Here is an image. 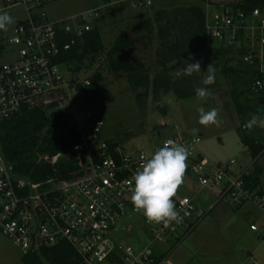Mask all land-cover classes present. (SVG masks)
Listing matches in <instances>:
<instances>
[{"label":"built area","instance_id":"obj_1","mask_svg":"<svg viewBox=\"0 0 264 264\" xmlns=\"http://www.w3.org/2000/svg\"><path fill=\"white\" fill-rule=\"evenodd\" d=\"M237 1L106 0L103 7L49 22L43 12L45 0H0V7L22 6L27 15L8 39L15 49L12 60L0 63V121L11 119L34 99L63 96L78 135L72 153L80 159L84 171L75 178L38 190L12 172L0 151V233L23 256L65 243L75 253L76 264H171L159 245L179 230L183 237L187 236L213 205L225 198L236 206L251 201L264 214L261 190L246 188L243 182L250 168L235 176V160L211 162L199 150L200 136L166 138L135 151H126L122 144L104 139L102 118L92 109H83L87 106L83 99L89 79L73 76L70 67L59 62L62 54L93 29L101 11L115 3L127 2L137 11H147L155 2L187 3L202 7L209 44L229 46L248 33H258V49L245 52L243 62L255 75L253 89L263 92L264 11L255 7L246 14L233 8ZM65 73L71 74L70 79ZM169 139L186 146L190 155L184 183L174 197L182 222L165 228L148 222L134 210L130 201V188L134 185L129 181L140 164ZM186 186L192 188L191 194L182 196L180 191ZM201 199L205 209L200 205ZM250 230L258 232L259 228L251 225ZM119 231H135L140 239L135 246L122 243L115 236Z\"/></svg>","mask_w":264,"mask_h":264},{"label":"rangeland","instance_id":"obj_2","mask_svg":"<svg viewBox=\"0 0 264 264\" xmlns=\"http://www.w3.org/2000/svg\"><path fill=\"white\" fill-rule=\"evenodd\" d=\"M105 5L106 0H45L43 12L50 22ZM187 6V3L155 2L154 6L141 13L132 9L129 3L121 2L103 9L102 20L97 24L102 52L85 59L78 74L73 76L86 79L96 73L101 74L107 97L100 108L89 109L94 110L104 121L102 137L107 141L122 144L126 151H135L166 138L200 136L199 150L211 162L222 164L235 160V176L248 168L249 171H260L257 188L264 195V150L253 159L247 147L248 141L264 145V129L256 127L248 130L244 126L253 113L264 116V98L260 99L264 96V91L257 92L253 89V71L243 62L245 52L258 49L255 41L258 33L253 36L248 33L229 46L210 44L204 53L183 57L168 64L167 73L164 74L156 56L161 40L155 30L154 13ZM3 11L8 12L15 22L7 31L0 30L1 64L12 60L15 49L8 44V39L12 37L15 26L27 16L22 6L0 7V12ZM220 12L221 9L217 11L218 14ZM148 19L153 27L151 34H148L143 25ZM119 34L135 39L134 48L129 50V58L148 68L151 79L158 78L169 82L186 79L195 92L197 87L203 86L201 79L207 75V66L211 63L216 70V82L207 87L213 96L205 101L198 100L196 95L178 100L172 93L160 92L155 97L149 91L146 97L138 100L136 94L142 91L135 93L126 78L111 72L106 64L105 55ZM247 39L250 41L247 42ZM196 61L201 63L200 73L181 77L176 75L184 62ZM70 73L73 71L70 70ZM65 75L70 79L71 74ZM199 107H204L206 111L217 108L219 125H200L197 111ZM85 108L88 106H83ZM80 113L82 116L83 112ZM191 191L192 188L186 186L180 194L188 196ZM201 203L202 199L200 205L205 209V205ZM242 211H247L248 215L243 217ZM252 224L259 228V233L251 232ZM263 227L264 214L254 203L246 201L236 206L225 198L214 204L187 236L183 237V231L179 230L177 234L168 236L159 247L168 256L171 264H264V243L261 244L264 242ZM115 236L122 243L133 246L140 239L135 231L131 234L119 231ZM22 257L20 249L0 233V264H24Z\"/></svg>","mask_w":264,"mask_h":264},{"label":"trees","instance_id":"obj_3","mask_svg":"<svg viewBox=\"0 0 264 264\" xmlns=\"http://www.w3.org/2000/svg\"><path fill=\"white\" fill-rule=\"evenodd\" d=\"M255 7L264 11V0H238L233 4V8L246 14ZM101 20L102 16L93 29L84 34L82 41L59 58V62L70 67L73 74H78L85 59L102 52L97 25ZM153 22L161 40V47L156 56L164 74L167 73L168 64L183 57L204 53L210 45L206 40L205 14L199 5L178 7L171 11L159 10L154 13ZM143 25L148 34H151V21L145 20ZM134 46L135 39L119 34L107 51L105 60L108 69L126 78L135 93L142 91L136 94L138 100L146 97L149 91L155 97L160 92L172 93L178 100L195 96L191 84L186 79L176 82L151 79L148 68L129 58V50ZM88 79L90 86L88 91H85L83 100L88 108H100L107 97L102 76L96 73ZM262 98L264 96L260 99ZM72 120V114L64 107V97L49 95L24 104L17 115L0 121V151L11 166L12 172L38 190L81 175L84 171L80 159L72 153V145L78 139ZM247 147L253 159L264 150V145L254 141H248ZM259 174L260 171L254 169L244 175L245 187H257ZM21 260L24 264H76L75 253L65 243L43 249L39 254L23 256Z\"/></svg>","mask_w":264,"mask_h":264},{"label":"clouds","instance_id":"obj_4","mask_svg":"<svg viewBox=\"0 0 264 264\" xmlns=\"http://www.w3.org/2000/svg\"><path fill=\"white\" fill-rule=\"evenodd\" d=\"M14 22V18L8 12H0V30L7 31ZM200 71V61L184 62V65L176 71V75L178 77L192 76ZM215 82L216 70L210 63L207 66V75L201 79L203 86L195 89L197 99L205 101L212 97L213 93L207 86ZM197 111L200 125L205 127L219 125L217 108L206 111L204 107H199ZM244 126L248 130L256 127L264 129V116L253 113ZM189 155L190 152L186 146L169 139L163 147L157 148L149 158L144 160L133 174L129 181V184L134 185L130 188V201L134 210L142 213L148 222L163 225L165 228L173 222L177 224L182 222V217L176 210L174 197L184 183Z\"/></svg>","mask_w":264,"mask_h":264},{"label":"crops","instance_id":"obj_5","mask_svg":"<svg viewBox=\"0 0 264 264\" xmlns=\"http://www.w3.org/2000/svg\"><path fill=\"white\" fill-rule=\"evenodd\" d=\"M248 215V213H247V211H242V216L243 217H246ZM253 225V224H252ZM260 231H261V229H260ZM252 232V231H251ZM256 233H259V232H256ZM263 239V241H264V238H262ZM264 242H262L261 244H263ZM261 244L259 245V247L258 248H260V246H261Z\"/></svg>","mask_w":264,"mask_h":264}]
</instances>
